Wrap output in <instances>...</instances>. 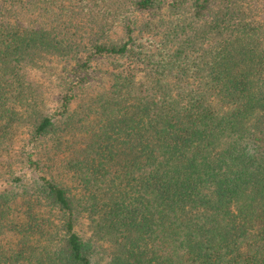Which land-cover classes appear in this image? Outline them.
Segmentation results:
<instances>
[{
    "label": "trees",
    "instance_id": "16d2710c",
    "mask_svg": "<svg viewBox=\"0 0 264 264\" xmlns=\"http://www.w3.org/2000/svg\"><path fill=\"white\" fill-rule=\"evenodd\" d=\"M212 2L0 0V152L25 130L72 182L26 153L0 264H264V26ZM95 55L124 62L49 112L31 70Z\"/></svg>",
    "mask_w": 264,
    "mask_h": 264
},
{
    "label": "rangeland",
    "instance_id": "374dc122",
    "mask_svg": "<svg viewBox=\"0 0 264 264\" xmlns=\"http://www.w3.org/2000/svg\"><path fill=\"white\" fill-rule=\"evenodd\" d=\"M164 1L157 0V4L164 6ZM220 0H213L211 7ZM249 13L251 18L264 26V0H236ZM142 16L152 15V12H139ZM28 24V22L24 23ZM89 25V24H87ZM91 26V25H89ZM121 35L119 31L114 33V37ZM124 59H117L113 56L95 55L92 57L89 68H80L70 62H59L57 59H50L43 63L39 68L31 70L36 80L44 86L45 105L49 112L60 109L62 97L71 83H78L74 86L73 93L76 97L72 102V108L78 107L87 97L95 94L109 83L110 73ZM49 142L46 139L32 141L31 136L24 130L16 138L15 144L11 150L0 152V189L7 186V178L12 172L17 175L31 176L35 175L23 160L29 151L36 154V157L43 159L46 165V174L53 176L59 182L65 185H71V179L66 172L59 168L55 159H50L48 154L43 152L46 150ZM58 159V158H57ZM58 163V164H57ZM81 234L89 232L87 220H83L77 227Z\"/></svg>",
    "mask_w": 264,
    "mask_h": 264
}]
</instances>
